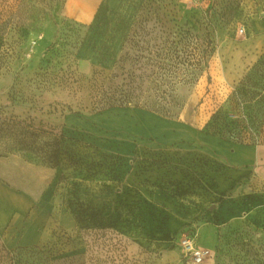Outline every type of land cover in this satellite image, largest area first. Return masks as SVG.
<instances>
[{"label":"rangeland","instance_id":"374dc122","mask_svg":"<svg viewBox=\"0 0 264 264\" xmlns=\"http://www.w3.org/2000/svg\"><path fill=\"white\" fill-rule=\"evenodd\" d=\"M263 56L264 0H0V264H264V145L202 132Z\"/></svg>","mask_w":264,"mask_h":264},{"label":"trees","instance_id":"16d2710c","mask_svg":"<svg viewBox=\"0 0 264 264\" xmlns=\"http://www.w3.org/2000/svg\"><path fill=\"white\" fill-rule=\"evenodd\" d=\"M252 70L259 78L247 77L211 113L202 129L205 135L245 147L264 145V56Z\"/></svg>","mask_w":264,"mask_h":264},{"label":"crops","instance_id":"0c3cea01","mask_svg":"<svg viewBox=\"0 0 264 264\" xmlns=\"http://www.w3.org/2000/svg\"><path fill=\"white\" fill-rule=\"evenodd\" d=\"M208 141H215L209 137ZM219 149L220 155L226 157L230 164L236 165L245 157L252 155L249 150H233L226 148L223 143ZM247 149V148H246ZM34 204L33 198L22 192L14 191L0 179V244L13 248L18 244L22 246H35L43 242L44 233L40 231L41 219L38 214H30ZM21 232L19 240H14L17 232Z\"/></svg>","mask_w":264,"mask_h":264},{"label":"built area","instance_id":"2783aa9c","mask_svg":"<svg viewBox=\"0 0 264 264\" xmlns=\"http://www.w3.org/2000/svg\"><path fill=\"white\" fill-rule=\"evenodd\" d=\"M181 252L185 258H188L192 264H200L209 252L198 248L195 237L186 238L180 243Z\"/></svg>","mask_w":264,"mask_h":264},{"label":"bare ground","instance_id":"6f19581e","mask_svg":"<svg viewBox=\"0 0 264 264\" xmlns=\"http://www.w3.org/2000/svg\"><path fill=\"white\" fill-rule=\"evenodd\" d=\"M90 0H88V2H89Z\"/></svg>","mask_w":264,"mask_h":264}]
</instances>
